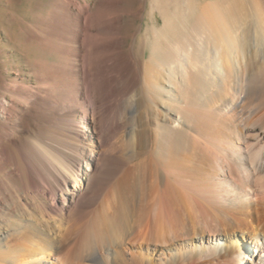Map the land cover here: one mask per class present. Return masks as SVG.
<instances>
[{"label":"bare ground","instance_id":"6f19581e","mask_svg":"<svg viewBox=\"0 0 264 264\" xmlns=\"http://www.w3.org/2000/svg\"><path fill=\"white\" fill-rule=\"evenodd\" d=\"M129 2L9 32L0 264H264V0Z\"/></svg>","mask_w":264,"mask_h":264},{"label":"rangeland","instance_id":"374dc122","mask_svg":"<svg viewBox=\"0 0 264 264\" xmlns=\"http://www.w3.org/2000/svg\"><path fill=\"white\" fill-rule=\"evenodd\" d=\"M49 1L50 0H0V71L8 68L9 73H11V66L25 67L27 59L24 58L19 43L11 40L9 32L17 29L21 22H30L31 11L46 7ZM151 2L152 0H130L129 5L133 9L132 13L135 14V17H130L132 19V25L129 31L130 36L140 29H142L143 32L148 30V25L151 24ZM248 7L251 9L250 3H248ZM154 17L158 20L157 25L161 26L162 21L158 14H155ZM128 42L131 43L132 40L130 39ZM142 49L147 55V46L144 45ZM107 163L109 162H106L105 167ZM109 164L108 166L110 167ZM109 169H111V167H107L105 173L109 172ZM137 206L135 212L138 217L141 212L139 208L141 207L139 203ZM140 230L141 229H138V231ZM131 243L133 244L134 241ZM134 246L145 245L142 242H138L137 244L135 243Z\"/></svg>","mask_w":264,"mask_h":264}]
</instances>
